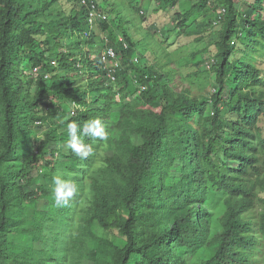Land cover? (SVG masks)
I'll return each instance as SVG.
<instances>
[{
  "label": "trees",
  "instance_id": "obj_1",
  "mask_svg": "<svg viewBox=\"0 0 264 264\" xmlns=\"http://www.w3.org/2000/svg\"><path fill=\"white\" fill-rule=\"evenodd\" d=\"M124 1L0 0V264H264V0Z\"/></svg>",
  "mask_w": 264,
  "mask_h": 264
},
{
  "label": "rangeland",
  "instance_id": "obj_2",
  "mask_svg": "<svg viewBox=\"0 0 264 264\" xmlns=\"http://www.w3.org/2000/svg\"><path fill=\"white\" fill-rule=\"evenodd\" d=\"M104 2L108 3L109 5L110 4L120 5L122 3V0H99V3H104ZM127 2H129V0H127ZM149 2H150V6L147 7L148 12H146V14H145L146 20L144 21V26H145L144 28H147L151 24H157L158 29H161V31L166 32V29H165L166 26H168V27L173 26L172 19H173L175 12L177 11V9H172V10L170 9L168 11V13H165L162 11L156 13L155 10L157 9L158 4L156 3L155 0H149ZM118 7L120 10L122 9L121 5ZM131 15H132L131 13L125 12L123 14V17L125 18V20H130ZM134 33H135V31H134ZM176 34H178V33L174 32V35H172L168 41L160 34L161 39L158 40V42H161V40H165L164 42L167 45H171V43L174 42L173 46H170V50L173 51L176 60L180 63L181 67L184 68L185 66L192 63V59H191L192 52L199 51V50L203 49V47L207 43V40H206V42H204L202 44H196L194 42V40L192 39V37L189 38L183 34L181 36H177ZM214 34H216V32H214ZM135 36L138 37V35H136V33H135ZM142 36H144V35H140V38H143ZM207 37L208 36H206V39H207ZM142 45H143V43H142ZM144 48H146V44H145ZM184 70H186V68Z\"/></svg>",
  "mask_w": 264,
  "mask_h": 264
},
{
  "label": "clouds",
  "instance_id": "obj_3",
  "mask_svg": "<svg viewBox=\"0 0 264 264\" xmlns=\"http://www.w3.org/2000/svg\"><path fill=\"white\" fill-rule=\"evenodd\" d=\"M74 128H75V124L69 125L70 131ZM86 129L93 130L94 135L103 136V130L100 126L99 120H95L92 122L91 125H87ZM74 141H75V137H73V142H71L70 146L79 154L82 152L83 146L75 143ZM83 154L87 155V152H84ZM55 183L57 186L54 189V193H55L57 204H60L62 201L66 203L67 199L70 198L74 194L75 186L70 182L61 181L59 179H57Z\"/></svg>",
  "mask_w": 264,
  "mask_h": 264
},
{
  "label": "built area",
  "instance_id": "obj_4",
  "mask_svg": "<svg viewBox=\"0 0 264 264\" xmlns=\"http://www.w3.org/2000/svg\"><path fill=\"white\" fill-rule=\"evenodd\" d=\"M90 17H91V22H90L91 24H94L96 22V20L99 21L101 19L102 20H106L107 19V16L103 15L102 13L100 14V12L97 11L95 6H92ZM105 54H106L105 59L113 60V65H114L115 69L118 68L119 67V62L117 61V58H116L117 57L116 56V52L112 48H110V49L107 50V52ZM114 72H115V70H112L110 72V78L113 81H116V76H115Z\"/></svg>",
  "mask_w": 264,
  "mask_h": 264
}]
</instances>
